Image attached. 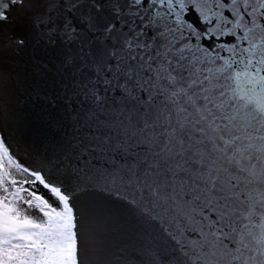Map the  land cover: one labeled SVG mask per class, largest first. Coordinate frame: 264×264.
I'll use <instances>...</instances> for the list:
<instances>
[{"label": "snow or ice", "instance_id": "1", "mask_svg": "<svg viewBox=\"0 0 264 264\" xmlns=\"http://www.w3.org/2000/svg\"><path fill=\"white\" fill-rule=\"evenodd\" d=\"M0 264H264V0H0Z\"/></svg>", "mask_w": 264, "mask_h": 264}, {"label": "water", "instance_id": "2", "mask_svg": "<svg viewBox=\"0 0 264 264\" xmlns=\"http://www.w3.org/2000/svg\"><path fill=\"white\" fill-rule=\"evenodd\" d=\"M20 116L21 120L24 122L26 127H32L33 130H36L40 121L38 119L39 110L35 108L33 104H31L27 97L23 98L20 101Z\"/></svg>", "mask_w": 264, "mask_h": 264}]
</instances>
